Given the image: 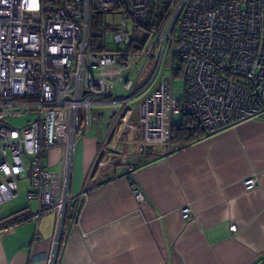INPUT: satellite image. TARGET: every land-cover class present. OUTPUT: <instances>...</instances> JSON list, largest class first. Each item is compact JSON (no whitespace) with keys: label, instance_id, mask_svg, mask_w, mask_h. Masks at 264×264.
Returning a JSON list of instances; mask_svg holds the SVG:
<instances>
[{"label":"built area","instance_id":"1","mask_svg":"<svg viewBox=\"0 0 264 264\" xmlns=\"http://www.w3.org/2000/svg\"><path fill=\"white\" fill-rule=\"evenodd\" d=\"M110 13L123 17L101 28L98 18ZM153 14L163 16L159 29L130 51L137 24ZM111 31L115 49L106 46ZM137 57L135 80H124ZM176 58L182 88H173ZM117 82L125 95L115 93ZM105 109L109 138L134 128L142 148L169 141L173 114L196 116L208 133L264 115V0H0V205L19 195L23 177L26 199L37 203L0 232L52 214L46 264H56L86 192L70 189L76 142ZM26 112L34 118L21 127L7 121ZM53 147L63 149L57 173L43 163ZM109 150L117 152L101 144L95 163H118ZM255 184L244 180L247 189ZM132 193L145 200L139 188Z\"/></svg>","mask_w":264,"mask_h":264},{"label":"crops","instance_id":"2","mask_svg":"<svg viewBox=\"0 0 264 264\" xmlns=\"http://www.w3.org/2000/svg\"><path fill=\"white\" fill-rule=\"evenodd\" d=\"M103 114L76 142L70 189L86 192L56 264H264V115L150 152L134 128L109 138L110 114ZM181 119L171 115L170 125ZM103 143L116 149L105 154L118 163H95ZM62 153L49 150L43 163L50 172L60 171ZM250 176L256 184L247 189ZM33 204L0 205V224L35 211ZM9 224L0 232V264H46L54 216Z\"/></svg>","mask_w":264,"mask_h":264},{"label":"trees","instance_id":"3","mask_svg":"<svg viewBox=\"0 0 264 264\" xmlns=\"http://www.w3.org/2000/svg\"><path fill=\"white\" fill-rule=\"evenodd\" d=\"M118 11L124 12V10H116V12ZM162 22L163 16L153 14L147 24H137L133 40L128 47L129 50H142L148 40L154 36ZM139 30L144 34L142 37ZM175 61L178 63V68L174 71V76L179 75L182 77L184 62L180 58H176ZM181 115L182 119L180 122H173L170 125V140L168 146L171 149L210 134L205 131L196 116L186 112L181 113Z\"/></svg>","mask_w":264,"mask_h":264},{"label":"rangeland","instance_id":"4","mask_svg":"<svg viewBox=\"0 0 264 264\" xmlns=\"http://www.w3.org/2000/svg\"><path fill=\"white\" fill-rule=\"evenodd\" d=\"M122 17H123V15L118 14V13L102 14L98 18V20L100 23V27L104 28L107 26L117 24L121 20ZM139 32H141V31L139 30ZM113 33H114L113 31L109 32L107 37L105 38L107 48L110 47L112 49H115L117 47V46L115 47V45L112 42ZM98 43H100V40L98 41ZM118 47H120V45ZM168 64L170 65V63H168ZM140 66H141V61L137 57L134 60V62L132 63L131 67L123 71V73H122L123 79L125 80L126 78H128V79L135 80V78L137 76V71L139 70ZM168 66H166V68ZM173 66H174V69L177 70V68H178L177 61H175ZM165 73L170 75L171 74V68L170 67L167 68ZM183 85H184L183 77H181L179 75L174 76L173 88H182ZM114 87H115L114 89H115L116 94L125 95L127 92L126 90L123 89L122 84L120 82H117ZM109 114H110V110L105 109L103 116L106 117ZM103 116L101 118H103ZM179 117L180 116H176V119H178ZM33 118H34L33 114L26 112L25 114H21L18 116H14V115L7 116V121L15 127H21L22 125L25 124V122L27 120H30ZM90 130L92 131L93 129H90ZM28 184H29V179L27 177H23L22 179H20L18 181L19 195L15 199L8 201V202H24L25 203L26 202V199H25L26 198V191H27ZM33 203L35 204V205L33 204L34 205L33 208H34L37 206V203H36V201H33Z\"/></svg>","mask_w":264,"mask_h":264},{"label":"water","instance_id":"5","mask_svg":"<svg viewBox=\"0 0 264 264\" xmlns=\"http://www.w3.org/2000/svg\"><path fill=\"white\" fill-rule=\"evenodd\" d=\"M145 149H147L148 151H152V145H150V144H147L146 146H145ZM21 214H24V212L23 213H21ZM21 214H19V215H16V216H14V217H11V218H8L6 221H5V223L6 222H9V221H11V220H13V219H15L16 217H18V216H20Z\"/></svg>","mask_w":264,"mask_h":264},{"label":"flooded vegetation","instance_id":"6","mask_svg":"<svg viewBox=\"0 0 264 264\" xmlns=\"http://www.w3.org/2000/svg\"><path fill=\"white\" fill-rule=\"evenodd\" d=\"M170 135V134H169ZM169 140H170V137H169Z\"/></svg>","mask_w":264,"mask_h":264},{"label":"clouds","instance_id":"7","mask_svg":"<svg viewBox=\"0 0 264 264\" xmlns=\"http://www.w3.org/2000/svg\"><path fill=\"white\" fill-rule=\"evenodd\" d=\"M33 7H34V5H33Z\"/></svg>","mask_w":264,"mask_h":264}]
</instances>
